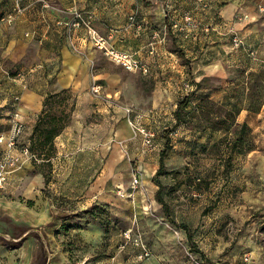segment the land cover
<instances>
[{
    "label": "rangeland",
    "instance_id": "obj_1",
    "mask_svg": "<svg viewBox=\"0 0 264 264\" xmlns=\"http://www.w3.org/2000/svg\"><path fill=\"white\" fill-rule=\"evenodd\" d=\"M169 1L0 0L1 93L25 83L52 86L48 60L61 64L69 51L85 57L79 76L91 85L49 94L48 115L68 124L77 94H94L98 84L94 95L105 105L154 134L147 145L130 125L141 141L117 169L119 206L90 204L86 193L65 196L66 184L56 188L55 164L47 162L55 146L41 151L37 144L30 161L41 182L29 191L31 183L14 173L0 190V264H264V31L255 42L239 32L215 12L222 0H187L190 11L172 20ZM153 3L163 4L164 21L144 16ZM258 8L264 14V3ZM90 33L149 72L126 71ZM213 35L225 38L220 54L209 49ZM14 40L23 43L10 53ZM218 59L225 69L208 70ZM243 124L250 130L240 136ZM239 138L244 154L233 150ZM144 249L150 256L140 259Z\"/></svg>",
    "mask_w": 264,
    "mask_h": 264
},
{
    "label": "crops",
    "instance_id": "obj_2",
    "mask_svg": "<svg viewBox=\"0 0 264 264\" xmlns=\"http://www.w3.org/2000/svg\"><path fill=\"white\" fill-rule=\"evenodd\" d=\"M217 1L220 3V0ZM222 1L224 2L220 3L222 6L215 10L216 13L224 20L234 22V27L239 32L252 34L254 42L262 36L264 14L259 11L258 7L263 5L264 0ZM169 2L172 6V20H176L183 13L190 11L187 0H170ZM162 6V3L159 6L153 3L147 7L144 16L150 15L158 22L164 21L165 11ZM213 36L215 40L212 41L213 45L209 49L216 50L214 54H220L218 49L225 46V38L219 35ZM132 39L130 38V40ZM22 43L17 40L11 42L9 52L11 53L14 46H19ZM62 57L61 64L53 58L48 60V67L55 69L53 74L55 84L49 86L50 88L45 86L42 87L44 88L42 90V88H35L25 83V85L17 87L18 90L14 93H1L0 91V138L4 137L5 139V143L0 144L2 154L7 152L6 141L12 132L11 118L14 114H19L24 125V132L15 154H18L24 147H29L31 151V143H35L37 140L35 138L36 127L40 119L47 113L45 101L48 95L68 88L91 85L90 79L86 76L83 78L79 76L83 70V64L87 66L84 56L72 55L69 51H65L62 53ZM225 61V59H218L211 63L207 69H212L211 72H214L215 69L219 71L225 69ZM207 76L213 75L209 72ZM106 78H111L112 82L115 80L107 74ZM105 90L109 91L107 94L110 96L116 94L115 86H109L108 82ZM101 99L102 97L91 93L77 94L74 111L68 124L53 141L57 150L56 156L47 162L52 160L55 164L53 183L56 188L66 184L64 189H61L64 190L65 196L76 198L86 193L84 197L91 201L90 204L99 201L119 206L125 201L113 190L115 182L122 181V176L117 169L126 166L127 156L134 157L136 152L133 149L141 141V138L131 128L126 118L127 114L123 109L111 110L109 105H105ZM131 151L135 153H131ZM141 159L144 157L142 156ZM14 173H17L16 177H19V180L23 179V181L31 183L29 191L43 179L41 173L36 174L34 164L29 159L22 161L20 168L9 175L8 181ZM28 238L29 236L24 240L26 241Z\"/></svg>",
    "mask_w": 264,
    "mask_h": 264
},
{
    "label": "built area",
    "instance_id": "obj_3",
    "mask_svg": "<svg viewBox=\"0 0 264 264\" xmlns=\"http://www.w3.org/2000/svg\"><path fill=\"white\" fill-rule=\"evenodd\" d=\"M133 20V18H131ZM184 23L188 26H193V19L189 14H185L183 16ZM173 27L181 31L183 30V26L180 23H175ZM208 32V27L206 29ZM90 37H93L95 40V46L100 50L104 51L107 56H111L112 59L119 65L123 66L126 71L129 72H141L143 74H147L149 69L147 65L143 64L140 60L135 59L134 57L130 56L128 53H120L116 51L112 46L109 45V42L106 38L97 36L95 33H90ZM92 91L96 95H100L102 91V86L98 84H94L92 87ZM128 111V110H127ZM130 112V110L128 111ZM127 112V113H128ZM139 117V116H138ZM12 123V132L9 138L6 141L7 152L0 155V190L4 189L5 185L8 182L9 175L16 170L21 164L22 161L25 159H33L35 156L31 153L29 147H24L18 154H15V151L18 149L20 144V138L24 132V125L20 119L19 114H14L11 118ZM130 125L135 129L140 136L144 138L145 144L150 145L154 139V134L149 130L141 126H137L130 122ZM5 139L4 137L0 138V144H4ZM135 182H137L135 180ZM127 239H130L129 233L125 234ZM137 246H141V244L136 241ZM144 247V246H143ZM145 248V247H144ZM150 253L147 249H144V252L140 256V259L144 257H149Z\"/></svg>",
    "mask_w": 264,
    "mask_h": 264
},
{
    "label": "trees",
    "instance_id": "obj_4",
    "mask_svg": "<svg viewBox=\"0 0 264 264\" xmlns=\"http://www.w3.org/2000/svg\"><path fill=\"white\" fill-rule=\"evenodd\" d=\"M58 96H60V95L57 94L56 96H54V99L59 98ZM49 99H50V97H49ZM49 99L46 98L45 106L48 105ZM60 102L64 103V99H63V101H60ZM185 105H186V101L181 102L179 105V109L175 113V116H176L178 121H180L182 118L181 110L183 108H185ZM48 114H49V112H47L45 114V116L40 119L39 124L36 127L35 135L37 136L36 137L37 140L35 143H33L31 150L32 149L34 150V148L37 147L36 146L37 144L39 146L37 148H40L41 151L47 150L48 146L51 147L54 145L53 141H54L55 137L58 136L59 133L65 128L66 122H65L64 116H62L61 118L60 117L58 118L56 116L51 117ZM249 130H250L249 127L246 124H243L241 126L240 131H239L240 136L243 133L248 132ZM234 143H235L234 147H236V149H233V150L239 149V152L236 151L238 154H244L246 152V149L243 148V143L240 140V138L237 139ZM52 148L53 147H51V150H52ZM233 150H232V152H233Z\"/></svg>",
    "mask_w": 264,
    "mask_h": 264
}]
</instances>
